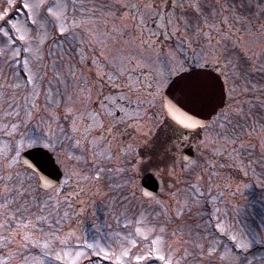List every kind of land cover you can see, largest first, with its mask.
Segmentation results:
<instances>
[{
	"label": "rangeland",
	"instance_id": "374dc122",
	"mask_svg": "<svg viewBox=\"0 0 264 264\" xmlns=\"http://www.w3.org/2000/svg\"><path fill=\"white\" fill-rule=\"evenodd\" d=\"M35 2L0 0L21 27L7 46L0 35V264H118L124 248V264H148L134 259L141 245L161 249L152 264H264V0H67L48 23L22 6ZM149 57L175 73L192 61L219 67L228 101L190 163L172 143L149 169L161 194L146 199L132 145L96 117L101 77L112 87ZM160 97H149L158 113ZM144 100L140 144L161 121ZM35 136L51 139L38 145L64 171L47 191L19 159Z\"/></svg>",
	"mask_w": 264,
	"mask_h": 264
},
{
	"label": "flooded vegetation",
	"instance_id": "af4514ba",
	"mask_svg": "<svg viewBox=\"0 0 264 264\" xmlns=\"http://www.w3.org/2000/svg\"><path fill=\"white\" fill-rule=\"evenodd\" d=\"M159 58L160 57L158 56L155 57V59ZM165 60L168 61L167 68L164 66ZM88 64H91V62H88ZM142 64L144 65L133 68L132 77H130L131 79L126 77L125 80L122 78V74H119L118 77L115 78L116 81L114 84L112 83V87L110 84L111 82L108 83L105 81L104 76L101 77L102 83L100 88V97L102 98V115L96 117L98 121L97 125L101 128L100 131H103L105 128L104 131L107 132L108 127L111 124L114 132L120 134L121 137L126 140L125 143H130L134 152H138V145L140 144L139 122L141 119L136 114V112L137 109L141 107L140 97L145 96L150 107L148 115L151 116L153 114L152 118H160L161 120L153 133H155L157 136H165L170 144L181 143L182 157L186 148L192 147L195 151L196 142L204 137V134L207 133L208 128L211 126L217 114L211 118L207 126L198 128L194 131H188L168 118L163 102L161 103L160 107L162 109H159L158 113L155 107L152 108V101L149 99L150 96L159 94L161 95L160 98L163 101L164 92L172 78L182 70L190 68L191 65H187V67L179 70L170 78H166L168 76V70L172 69L171 65L173 64V62L171 63V60H169L167 57L158 61L154 60V57H149L147 61H144ZM214 69L218 70L219 67H214ZM144 76L146 78H144ZM109 96L112 98L115 96L113 101L112 99L111 101L109 100ZM119 97H124V99H119ZM146 103L147 101L144 100L143 104ZM116 104H119L120 108H117ZM110 109H112L111 111L114 110L112 117L109 116ZM121 109L123 111H121ZM160 116H162V118ZM193 159L194 158H192L190 161ZM190 161L187 163H190ZM145 171L147 170H144L143 172Z\"/></svg>",
	"mask_w": 264,
	"mask_h": 264
},
{
	"label": "water",
	"instance_id": "95a60500",
	"mask_svg": "<svg viewBox=\"0 0 264 264\" xmlns=\"http://www.w3.org/2000/svg\"><path fill=\"white\" fill-rule=\"evenodd\" d=\"M185 72L206 74L211 81V86L197 95L182 92L177 85L180 80L186 79ZM225 100L226 90L221 75L213 69L205 67L194 68L177 75L167 88L164 99L168 116L187 129H196L208 124L211 117L224 106ZM192 155L190 149V156ZM186 159L189 158L186 156ZM20 161L38 172L39 186L43 189L48 190L57 185L62 178V169L56 162L53 153L42 146H35L23 151L20 155ZM42 161H46V163H42ZM142 187L145 197L154 196L158 192L159 182L152 172L144 174Z\"/></svg>",
	"mask_w": 264,
	"mask_h": 264
},
{
	"label": "snow or ice",
	"instance_id": "6c2138e0",
	"mask_svg": "<svg viewBox=\"0 0 264 264\" xmlns=\"http://www.w3.org/2000/svg\"><path fill=\"white\" fill-rule=\"evenodd\" d=\"M23 8L30 9L31 14L35 16L36 21H39L41 23H48L49 15L53 14L57 18H61L64 16L65 10L68 8V2L67 0H36L35 3L29 4L24 3ZM55 10V11H54ZM35 23V21H34ZM75 23V22H74ZM12 31L20 32L21 27L19 26V22H12V20L7 16V14L0 15V35H2L4 38H6V46L7 41L12 39L9 37V33ZM61 32H64L65 29L61 27ZM21 39H24V36L20 37ZM75 37L73 39L69 40L67 36H65V40L69 44L73 43ZM24 51H29V49H24ZM186 63L189 61L185 60ZM192 65H196V61L190 62ZM168 61H164V66L167 68ZM203 67L204 65H200ZM175 74V70L169 69L168 70V76L166 78H170ZM186 79L180 80V83L177 85V87L182 91L186 92L192 95H197L201 92H203L207 87L211 86V81L208 79L206 74L202 72H185ZM33 77H28L29 80H31ZM179 79V77H178ZM6 93H0V95H3ZM119 99H124V97H119ZM143 103V102H141ZM117 108H120L119 104H116ZM121 111H123L121 109ZM47 141V143H44ZM29 142L31 144H42L44 143L45 147H48L49 144L52 143L51 139L44 136H35L30 137ZM139 151L132 153V164L135 165V168L141 171L148 170L150 168H156L158 170L159 164L163 161V159L167 156L168 152L170 151L171 144L169 141H167L166 137L161 135L157 136L155 133H153V136L151 139H144L141 144L138 145ZM42 163H46V161H42ZM13 191V190H8ZM19 213V209L17 210ZM5 219H8V214L5 215ZM15 219V217H13ZM44 217L37 216L36 220L40 221L43 220ZM32 224H17V229H27L31 227ZM24 239H28V235L26 234L24 236ZM129 244L134 243L132 240H128ZM155 243V242H154ZM89 249L96 248L99 246H93L89 245ZM161 249L159 247H144L141 245L140 248L137 249L134 259L136 261H147L148 264H152V261L150 257L152 256V253L155 252L157 254V258L159 260H165V256L160 255ZM103 252V249H100V251L97 253V255H100ZM82 255V253H77V256ZM129 250L128 248H124L121 257H128ZM121 257H118V264H124V261L121 259ZM105 259H108V257H105Z\"/></svg>",
	"mask_w": 264,
	"mask_h": 264
}]
</instances>
